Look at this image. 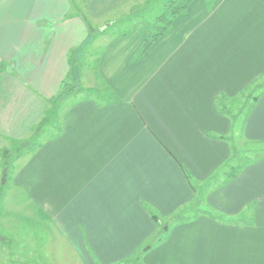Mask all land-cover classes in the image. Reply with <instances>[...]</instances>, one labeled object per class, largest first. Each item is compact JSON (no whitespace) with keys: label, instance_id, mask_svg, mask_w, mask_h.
<instances>
[{"label":"crops","instance_id":"0c3cea01","mask_svg":"<svg viewBox=\"0 0 264 264\" xmlns=\"http://www.w3.org/2000/svg\"><path fill=\"white\" fill-rule=\"evenodd\" d=\"M130 2L0 0V180L11 167L64 264H264V149L221 171L234 102L264 75V0H190L146 49L152 24L105 26L125 9L137 19ZM63 82L75 89L58 105ZM255 97L237 130L264 144V87ZM20 234L28 254L35 233Z\"/></svg>","mask_w":264,"mask_h":264},{"label":"rangeland","instance_id":"374dc122","mask_svg":"<svg viewBox=\"0 0 264 264\" xmlns=\"http://www.w3.org/2000/svg\"><path fill=\"white\" fill-rule=\"evenodd\" d=\"M131 1H132L130 2L131 4H133L134 1H137L139 3V5H136V7L133 9V12L135 11L137 14L136 15L137 19H132L134 15L132 17L131 16L128 17L127 9L123 11L121 10L117 16L118 18H121V20L117 21L118 18L115 19V15L113 14L108 19L109 22H106L105 26L108 25L111 26L109 32H120V33L125 32L131 27L132 20L134 21L142 20L152 24L153 27L152 31L154 33H158L163 28L164 22L168 19L169 2L170 3L173 2V4L171 3L172 5L170 4L172 7H177L178 4L184 2V0H143V2L141 0H131ZM144 1L146 2L143 5ZM162 14L166 15L165 20L158 21L156 17ZM120 21L123 22L121 23ZM263 81L264 79L262 77L257 79L255 82L251 83L249 87L243 90L241 97L235 100L234 102V107H233L234 115L233 114L232 115L236 116L235 124H234L235 136L230 138V140L234 141L233 148L237 151V157H238L237 162L232 161V166L234 167H237L239 162H244L247 161L248 159L249 160L254 159L256 157L255 154H257L256 151H260V150L262 151L264 149V144L257 143L254 141L248 142L244 137L241 136L240 130H237L240 129V123H241L240 120L243 117V114H240V112L245 113L247 109L251 108V105L253 103V97H255L258 93L262 91L261 88L264 83ZM98 83L102 85L100 81H98ZM77 85L81 86V82ZM238 116L239 118L237 120ZM28 142H30L32 146L23 151L30 150V153L28 154H32L33 140H30ZM16 148L12 149L9 152H6L8 154L4 156L5 157L3 162L4 167H6L7 165L15 166V163L11 162V159H13L14 155L17 156L21 153V151L17 152L18 149ZM5 170L7 172L5 176V180L3 181L4 177L2 178V180H0V218H2L3 221H5L4 224L8 228V230L6 232V229H0V234L3 235L5 240H8L9 243L7 245L2 244V246L0 244V248L4 247L5 250H8V257L7 255H3L6 254L5 250L0 251V259L4 261L3 258H5L8 264H56L55 262H58V264H64V260H68V259H66L65 255H61L60 248L56 246L54 243V239H53L54 233L50 229L51 226L54 225L53 222H50L49 220L41 219L38 204L35 201H30L28 197H24V195L20 193L18 187L11 184V177H12L11 167H7ZM221 171L222 172L227 171L225 166H223ZM199 196L202 197V195ZM198 204H194L193 206H186V209L184 210V212L182 213L183 215H181L180 218L183 219L186 217L193 218L194 215L202 212L201 208L198 207H202L206 204L204 201L201 202L200 205ZM23 212H27V213L30 212L32 216L35 217L33 218L34 221L31 220L29 223L22 216H18V213L21 214ZM213 215L215 214L213 213ZM18 217L20 218L22 217L23 219L19 221ZM176 218L179 219V215H177ZM175 219L173 218L172 221H169L170 225H173L175 223ZM22 227L26 229L30 227L33 230V233H35V236L32 235L33 238L31 239V243L34 241L33 242L34 245L30 247L28 254L25 251L23 252L22 248L18 250L16 244L18 241V237H21L20 229ZM143 258L144 255H141L139 257V261H138L139 264H141L140 261L141 259L143 260ZM123 264H132V262L129 263L125 262Z\"/></svg>","mask_w":264,"mask_h":264},{"label":"trees","instance_id":"16d2710c","mask_svg":"<svg viewBox=\"0 0 264 264\" xmlns=\"http://www.w3.org/2000/svg\"><path fill=\"white\" fill-rule=\"evenodd\" d=\"M190 0H184L183 3H180L178 4L177 7H172L171 5L173 4V2H169L168 4V7H169V15H168V19L164 22V26L163 28L158 32V33H154L153 32V35L151 36V38L149 40H147V42L145 43L144 45V49H146L150 44H152L153 41H155L158 37H160L161 35H163V33L166 31V29L169 27V25L171 24L173 18L180 12V11H183L185 9V7L187 6V4L189 3ZM171 4V5H170ZM166 18V15L165 14H162L158 17H156V19H158V21H162V20H165ZM263 79H264V75L262 76ZM261 77V78H262ZM264 82V81H263ZM263 87H264V83L262 85V88L261 90H263ZM75 89V86L74 84H71L69 82H63L60 86V91L58 93V95L53 99V102L56 103V104H60L62 101H64L69 95L70 93ZM262 92V91H261ZM257 97H254V101L256 100ZM253 101V102H254ZM58 105H55V106H58ZM54 106V107H55ZM253 106V103L252 105ZM53 107V109H54ZM44 124V123H43ZM38 130L40 131L41 128H38ZM32 144L30 142H25L23 144H21L20 146L17 147L18 151H23V150H26L28 149L29 147H31ZM257 154L256 157L252 160H247V161H244V162H239L238 166L237 167H234L230 164V162L226 163L225 164V167L226 168V177L228 179H232L233 177H235L238 172L241 170V168L243 166H245L246 164L250 163V162H253V161H257L259 160L260 158H262L261 154L263 155V153H261V151H256ZM15 157V155H14ZM238 157H237V151L234 150L233 152V156L231 157V161H235L237 162L238 160ZM150 248V245H146L143 247V251L145 252L147 249Z\"/></svg>","mask_w":264,"mask_h":264},{"label":"flooded vegetation","instance_id":"af4514ba","mask_svg":"<svg viewBox=\"0 0 264 264\" xmlns=\"http://www.w3.org/2000/svg\"><path fill=\"white\" fill-rule=\"evenodd\" d=\"M1 250V249H0Z\"/></svg>","mask_w":264,"mask_h":264}]
</instances>
